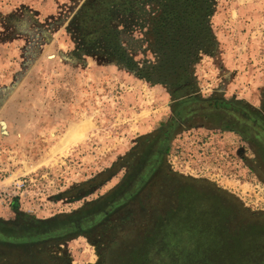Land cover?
<instances>
[{"label":"rangeland","instance_id":"1","mask_svg":"<svg viewBox=\"0 0 264 264\" xmlns=\"http://www.w3.org/2000/svg\"><path fill=\"white\" fill-rule=\"evenodd\" d=\"M85 2L0 0V126L6 122L8 132L0 129V193L11 194L9 202L0 200L2 222L24 226L65 220L106 202L126 175L127 154L172 115L176 100L167 87L136 76L99 48L82 51L72 22ZM216 2L210 23L217 47L199 53L194 94L243 103L264 115V0ZM155 12L154 5L143 0L139 15L112 21L122 46L140 65L157 60L147 37L148 18ZM78 125L87 127L85 135L67 142ZM182 130L171 141L167 169L194 184L202 197L218 201L196 203L192 211L209 228L185 222L165 230L167 243L162 247L161 239V247L152 250L151 264H171L174 252L181 255V264H221L212 258L217 251L241 253L242 247H251L240 231L264 213V185L249 166L245 179L240 177L242 160L254 157L238 134L200 125ZM177 146L186 154L199 148L204 156L213 151L208 155L222 161L223 170L236 178L217 185L181 174L168 158ZM145 200L150 203L151 197ZM116 212L95 233L71 232V237L45 246L46 258L54 264H115L118 256L104 257L112 230L131 226L139 217L137 209ZM222 229L229 242L218 236ZM237 262L264 264V259L243 257Z\"/></svg>","mask_w":264,"mask_h":264},{"label":"trees","instance_id":"2","mask_svg":"<svg viewBox=\"0 0 264 264\" xmlns=\"http://www.w3.org/2000/svg\"><path fill=\"white\" fill-rule=\"evenodd\" d=\"M142 1L86 0L72 24L81 41L82 51L91 52L99 48L136 76L151 84L167 87L176 100L170 119L161 123L155 132L143 136L127 154L123 161L128 168L126 175L109 193L110 198L106 202H96L71 218L54 222L34 221L23 226L21 222L0 221V226H7L0 229L3 232L0 234V247L5 249L0 264H54L46 258L42 250L45 246L71 237V232L95 233L115 217L112 214L115 211L123 213L137 209L139 212L134 224L117 225L111 232L104 257L111 260L113 255L118 256L113 259L115 264H151L155 260L152 250L161 247V239L162 247L167 243L164 231L174 223L196 222L209 228L205 225L207 222L201 220V215L192 211L196 209V203L216 204L218 199L211 195L202 197L194 184L170 173L166 166L171 141L184 127L200 125L235 132L252 146L255 160L248 161L252 170L258 167L256 161L264 164V115L243 103L203 99L194 94V65L199 53L214 52L217 47L210 23L216 12V0H148L156 12L148 18L147 37L157 58L149 65H140L134 60L122 46L119 31L112 26V21L118 16L139 15ZM262 96L264 109V87ZM145 197H151L150 203ZM241 213L246 215L244 210ZM256 217L257 222L243 225L239 230L245 243L252 242L251 247H242L241 253L217 251L212 256L215 262L238 264L237 261L243 257L264 259V213ZM218 236L229 242L230 236L224 229L218 232ZM169 257L171 264L182 263L177 252Z\"/></svg>","mask_w":264,"mask_h":264},{"label":"built area","instance_id":"3","mask_svg":"<svg viewBox=\"0 0 264 264\" xmlns=\"http://www.w3.org/2000/svg\"><path fill=\"white\" fill-rule=\"evenodd\" d=\"M199 149L201 150H191L190 153L186 154L181 151L183 150L181 146H177V150L168 155L169 162L171 165L175 163L176 168L174 169L185 176L195 179H206L217 185H223V181L233 180V177L236 178L231 172L223 170L225 164L222 161L214 159L213 156H211L213 155V153H211L213 151L208 152L211 155L206 153L204 156L205 153L203 148ZM221 158H224L223 155ZM237 167L240 166L237 165ZM4 193L5 192L0 193V200L7 203L10 201L11 194Z\"/></svg>","mask_w":264,"mask_h":264},{"label":"flooded vegetation","instance_id":"4","mask_svg":"<svg viewBox=\"0 0 264 264\" xmlns=\"http://www.w3.org/2000/svg\"><path fill=\"white\" fill-rule=\"evenodd\" d=\"M243 140V139H242ZM245 144H247L250 148V150L252 151V155H253V159H249V161H254L255 160V155L253 153V150H252V146L250 143H248L247 141L243 140ZM209 152V150H207ZM258 167L256 168V170L254 171V174H255V177L257 180H259L260 183H262V185H264V164L262 163H258L256 161ZM254 163V164H256ZM249 166V168L252 169V165L250 163H248V158H244V160H242V164H241V176L243 179H245V176H246V171H247V167ZM195 235H202L201 231H196L194 232ZM198 235V236H199Z\"/></svg>","mask_w":264,"mask_h":264},{"label":"bare ground","instance_id":"5","mask_svg":"<svg viewBox=\"0 0 264 264\" xmlns=\"http://www.w3.org/2000/svg\"><path fill=\"white\" fill-rule=\"evenodd\" d=\"M5 127H4V123L1 124L0 129L1 131L8 133L7 132V123L5 122ZM87 130V127L78 125L77 127H74L70 130L68 137H67V142L69 143H73L75 141H78L79 139L81 140V138L85 135V132Z\"/></svg>","mask_w":264,"mask_h":264},{"label":"crops","instance_id":"6","mask_svg":"<svg viewBox=\"0 0 264 264\" xmlns=\"http://www.w3.org/2000/svg\"><path fill=\"white\" fill-rule=\"evenodd\" d=\"M22 219V218H21ZM5 249H3V248H1L0 247V259L2 258V254H4L5 253V251H4Z\"/></svg>","mask_w":264,"mask_h":264},{"label":"water","instance_id":"7","mask_svg":"<svg viewBox=\"0 0 264 264\" xmlns=\"http://www.w3.org/2000/svg\"><path fill=\"white\" fill-rule=\"evenodd\" d=\"M2 123H4V127H5V125H6L5 122H1V124H2ZM4 133H5V132H4ZM5 134H7V133H5Z\"/></svg>","mask_w":264,"mask_h":264}]
</instances>
